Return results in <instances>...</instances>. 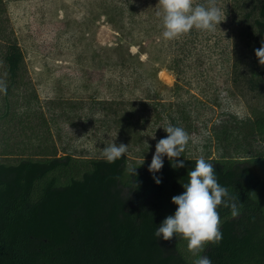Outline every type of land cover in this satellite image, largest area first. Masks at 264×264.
Here are the masks:
<instances>
[{"label": "trees", "instance_id": "1", "mask_svg": "<svg viewBox=\"0 0 264 264\" xmlns=\"http://www.w3.org/2000/svg\"><path fill=\"white\" fill-rule=\"evenodd\" d=\"M14 1L0 0V81L7 86L0 91V264H192L195 257L186 241L175 236L165 241L154 231L175 213L172 197L184 192L183 183L200 156L243 203L237 218L228 208L218 209L222 240L208 244L200 255L212 264H264V103L251 106L248 115L213 107L214 114L201 119L195 106L188 107L195 99L180 100L178 108L161 101L148 118L149 134L130 130L128 152L114 163L67 150L59 154L41 140L35 146L41 136L27 117L38 113L20 111L13 101L27 73L24 51L10 29ZM216 3L230 15L229 37L236 49L244 47V54L233 58L232 73L254 91H263L264 66L255 50L264 40V0ZM146 120L139 119V125ZM169 122L191 137L176 158L184 167L173 168L165 156L163 168L150 173L155 145L166 138L163 127ZM152 132L158 133L155 143ZM130 168H136V176Z\"/></svg>", "mask_w": 264, "mask_h": 264}, {"label": "rangeland", "instance_id": "2", "mask_svg": "<svg viewBox=\"0 0 264 264\" xmlns=\"http://www.w3.org/2000/svg\"><path fill=\"white\" fill-rule=\"evenodd\" d=\"M158 2L10 4V29L27 67L25 84L14 92L13 101L20 111L38 113L27 117L41 136L34 139L35 146L44 141L59 154L67 150L102 156L113 141L132 143L133 128L148 133V118L161 101L178 108L180 100L195 99L188 107L195 106L192 110L201 119L214 114L213 107L248 115L251 106L264 103V90L254 91L232 73L233 58L244 54V47L236 49L229 37L230 15L214 32L195 29L192 36L169 41L162 36ZM177 80L179 95L174 92ZM142 117L147 120L140 126ZM157 134H151L154 143Z\"/></svg>", "mask_w": 264, "mask_h": 264}, {"label": "clouds", "instance_id": "3", "mask_svg": "<svg viewBox=\"0 0 264 264\" xmlns=\"http://www.w3.org/2000/svg\"><path fill=\"white\" fill-rule=\"evenodd\" d=\"M157 16L162 22V36L165 40H175L191 30L214 32L216 26L226 19L225 7L217 5L216 0L197 3V0H159ZM255 56L264 66V40L255 50ZM7 86L0 81V91L6 92ZM166 138L160 139L155 145L148 171L157 173L163 168L164 157L172 161L173 168L184 167L182 160L176 158L185 153L191 140L189 133L182 127L170 122L163 127ZM155 139V136H152ZM129 144H117L113 141L102 149V158L108 163L126 156ZM144 162L141 163V165ZM129 171L135 176L136 168ZM155 183L161 180L153 175ZM138 187V185L136 184ZM184 192L172 197L177 206L173 215L167 216L162 224L155 229L154 236L165 241L174 236L187 242V251L195 257L192 264H212L209 257L200 255L208 244H219L222 240L221 217L218 209L223 206L230 210L231 218H237L242 211L243 203L232 195L228 188L222 186L217 179L215 166L203 156L195 160V168L188 172V179L183 183ZM239 201V203H237Z\"/></svg>", "mask_w": 264, "mask_h": 264}]
</instances>
